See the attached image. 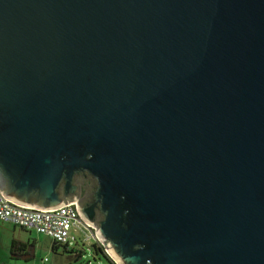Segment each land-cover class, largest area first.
<instances>
[{"label": "water", "instance_id": "1", "mask_svg": "<svg viewBox=\"0 0 264 264\" xmlns=\"http://www.w3.org/2000/svg\"><path fill=\"white\" fill-rule=\"evenodd\" d=\"M0 192L115 264H264V0H0Z\"/></svg>", "mask_w": 264, "mask_h": 264}, {"label": "built area", "instance_id": "2", "mask_svg": "<svg viewBox=\"0 0 264 264\" xmlns=\"http://www.w3.org/2000/svg\"><path fill=\"white\" fill-rule=\"evenodd\" d=\"M0 220L12 223L25 230H35L52 238L57 246L80 245L86 242L85 230L92 227L81 217L77 203H70L57 209L43 211L17 205L0 192ZM90 238V234H87ZM92 241L102 244L96 234ZM87 238V240H88ZM105 252L106 249L104 248Z\"/></svg>", "mask_w": 264, "mask_h": 264}, {"label": "rangeland", "instance_id": "3", "mask_svg": "<svg viewBox=\"0 0 264 264\" xmlns=\"http://www.w3.org/2000/svg\"><path fill=\"white\" fill-rule=\"evenodd\" d=\"M10 226L5 225L0 222V230L7 231ZM87 234H90V238L86 234V242L79 243L80 245H71V248L75 247L77 250H65L62 246L56 248V250L51 249L52 238L46 235L37 233L35 230L32 231V236L35 237L37 243V249L33 256L27 261L23 259L13 260L11 262H6V264H115L110 259H108L103 252L96 251L93 247V241L91 234H96L95 228L90 227L85 230ZM24 234V233H23ZM26 238V234H24ZM88 238V240H87ZM1 241V240H0ZM6 241V240H4ZM7 249L4 250V246L0 245V263L4 262L3 257ZM80 252V256L77 252ZM8 260L10 258L8 257Z\"/></svg>", "mask_w": 264, "mask_h": 264}, {"label": "crops", "instance_id": "4", "mask_svg": "<svg viewBox=\"0 0 264 264\" xmlns=\"http://www.w3.org/2000/svg\"><path fill=\"white\" fill-rule=\"evenodd\" d=\"M0 222L4 223L7 226H10L9 229L7 228V231H4L2 229L0 230V245L4 246V250L7 249L3 257L4 262L0 264H6V262H11L13 260L23 259L27 261L28 259H30L31 256L35 254L37 249L36 239L32 236L33 230H25L12 223L4 222L1 220ZM23 233L26 234V238L24 237ZM51 249L56 250L53 249V242L51 245ZM8 257L10 258V260H8Z\"/></svg>", "mask_w": 264, "mask_h": 264}, {"label": "trees", "instance_id": "5", "mask_svg": "<svg viewBox=\"0 0 264 264\" xmlns=\"http://www.w3.org/2000/svg\"><path fill=\"white\" fill-rule=\"evenodd\" d=\"M94 244H93V247H94V249L98 252V251H100V252H103V254H105V256L108 258V259H110L109 258V256L107 255V253L105 252V251H103V248H102V245H98V243H96V242H93ZM57 247H59V246H57L56 245V243H53V249H56ZM66 251L67 250H69L66 246H62ZM111 260V259H110ZM112 261V260H111ZM113 262V261H112ZM114 263V262H113Z\"/></svg>", "mask_w": 264, "mask_h": 264}, {"label": "flooded vegetation", "instance_id": "6", "mask_svg": "<svg viewBox=\"0 0 264 264\" xmlns=\"http://www.w3.org/2000/svg\"><path fill=\"white\" fill-rule=\"evenodd\" d=\"M98 245H100V244H98ZM101 245H102V244H101ZM102 248H103V251H105L104 248L106 249V247H105L104 244L102 245ZM69 249L74 250V251H75V250H77V251L79 250V249H76L75 247H73V248H69ZM80 252H81V251L77 252V253L79 254L78 256H80Z\"/></svg>", "mask_w": 264, "mask_h": 264}]
</instances>
